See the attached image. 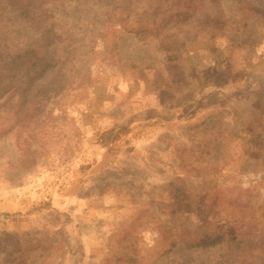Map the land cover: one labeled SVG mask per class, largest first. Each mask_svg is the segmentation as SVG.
I'll return each mask as SVG.
<instances>
[{"label": "rangeland", "instance_id": "obj_1", "mask_svg": "<svg viewBox=\"0 0 264 264\" xmlns=\"http://www.w3.org/2000/svg\"><path fill=\"white\" fill-rule=\"evenodd\" d=\"M150 2L0 0V264H264V17Z\"/></svg>", "mask_w": 264, "mask_h": 264}, {"label": "trees", "instance_id": "obj_2", "mask_svg": "<svg viewBox=\"0 0 264 264\" xmlns=\"http://www.w3.org/2000/svg\"><path fill=\"white\" fill-rule=\"evenodd\" d=\"M160 1H163L162 4L165 6H161L159 4ZM251 1H255V5L250 6L252 14L257 17H264V5L261 4L262 0ZM167 2H173V0H151L148 5V11H151L154 17L158 19L160 15H164L166 10L169 13L168 18H170L168 22L174 21L172 18H178V20L175 22H184L189 20L192 17V14L197 13V11L205 12V8L208 7L209 4L216 3V0H196L195 2L184 0V3L188 2V5L183 10L186 11V13L182 14L178 4H175L174 2L169 4ZM178 10H180V14L178 13ZM44 57L45 55L41 56L40 54L36 53V51L29 50L13 56L10 62L7 64L9 66L8 72L6 71L7 76L12 77V79L18 78L22 80L20 88L18 87L17 89L19 101L24 99L31 84L38 80L43 75V73L49 69V64L40 62L41 58ZM21 103L22 102H19L11 107V112H18V107H20ZM31 112V110H24L23 115L29 114ZM169 241V246L162 251V254L164 255L172 251L174 247L180 243V240L176 239H169ZM201 244L207 245L209 242L203 241Z\"/></svg>", "mask_w": 264, "mask_h": 264}]
</instances>
